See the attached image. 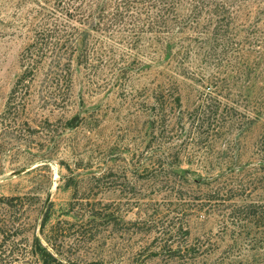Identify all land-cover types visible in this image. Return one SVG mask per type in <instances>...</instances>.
<instances>
[{
    "label": "rangeland",
    "instance_id": "1",
    "mask_svg": "<svg viewBox=\"0 0 264 264\" xmlns=\"http://www.w3.org/2000/svg\"><path fill=\"white\" fill-rule=\"evenodd\" d=\"M224 3L232 6L229 31L239 33L227 45L212 12L211 42L189 36L172 57L123 32L98 33L97 57L74 58L61 80L45 62L9 108L34 13L52 3L0 0V195L37 197L25 219L44 237L48 217L45 232L68 264H264L251 235L234 243L244 223L229 212L230 204L264 203V0ZM169 86L184 100L169 104L171 115L186 121L211 90L222 115L211 120L209 140L187 147L181 125L167 138L158 133L155 92ZM171 141L182 155L165 168L182 174L177 183L149 172ZM177 244L203 247L195 257L171 255Z\"/></svg>",
    "mask_w": 264,
    "mask_h": 264
},
{
    "label": "trees",
    "instance_id": "2",
    "mask_svg": "<svg viewBox=\"0 0 264 264\" xmlns=\"http://www.w3.org/2000/svg\"><path fill=\"white\" fill-rule=\"evenodd\" d=\"M44 1L52 5L45 7L41 4L34 13L32 23L36 28L30 37L31 42L23 52L24 70L11 90L9 108L16 106L18 94L25 89L29 91L45 62L48 63L47 72L61 80L68 76L74 58L78 63H83L97 57L100 54L96 36L98 33L102 36H114L116 32H123L125 39L139 45L150 43L170 57L184 49L185 40L189 36L211 42V12L215 13L214 22H218L215 30L223 43L229 44V39H234L239 34L229 31V19L233 12L229 11L232 6L224 3V0ZM261 52V61L264 63V50ZM178 90L175 86H169L155 92L154 118L162 120L158 133L167 138L174 127L181 125L182 131H186L182 142L191 138L187 147L195 139L202 141L204 134H207L205 140H209L211 120L220 119L221 105L213 103L211 90L202 91L195 104L189 108V120L186 121L183 114L175 112L171 115L172 109L169 108V104L179 108L184 106L183 94ZM69 120L71 125H77L80 117L76 115ZM168 143L166 151L159 156L163 161H155L149 172L155 173L157 179L164 177L169 182L177 183L181 181L182 174L165 167L168 158H172L168 163L178 161L182 150L178 143ZM261 143L264 152V138ZM262 167L264 170V164ZM35 197L28 194L0 195V264H68L51 236L45 232L48 217L45 216L40 225V232L44 237H39L33 231L32 222L25 219L28 208L37 199ZM229 212L233 223L235 219L244 223L242 228L245 236L239 233L234 238V243L251 235V243L256 245L253 249L264 247V203L230 204ZM168 247L171 255L195 257L203 246L177 244L175 247ZM252 255L255 257V254ZM261 255L262 251L259 253ZM244 259L233 261L241 262ZM69 264L103 263L100 260L85 263L70 260Z\"/></svg>",
    "mask_w": 264,
    "mask_h": 264
}]
</instances>
